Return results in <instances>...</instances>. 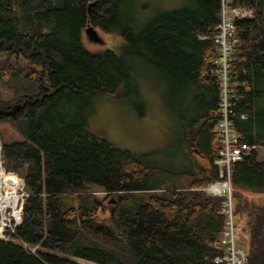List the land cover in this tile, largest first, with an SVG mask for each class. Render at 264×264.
Instances as JSON below:
<instances>
[{
  "label": "trees",
  "instance_id": "1",
  "mask_svg": "<svg viewBox=\"0 0 264 264\" xmlns=\"http://www.w3.org/2000/svg\"><path fill=\"white\" fill-rule=\"evenodd\" d=\"M124 3L0 0V90L12 93L0 98V123L21 137L0 140V161L5 173L23 180L27 195L21 223L0 239V264H215L223 255L221 200L197 190L219 179L213 38L221 0H193L192 8L159 16L138 32L122 21ZM225 4L253 13L236 21L230 75L238 86L230 120L242 143L264 147V0ZM87 23L119 34L123 55L89 51L82 41ZM133 63L164 75L176 95L192 168L188 183L160 178L158 185L152 154L117 148L87 130L97 98L139 92ZM231 186L237 204L242 192H264L257 150L232 165ZM93 188L123 195L114 197L107 217ZM241 211L250 233L247 264H264V209L245 204Z\"/></svg>",
  "mask_w": 264,
  "mask_h": 264
},
{
  "label": "rangeland",
  "instance_id": "2",
  "mask_svg": "<svg viewBox=\"0 0 264 264\" xmlns=\"http://www.w3.org/2000/svg\"><path fill=\"white\" fill-rule=\"evenodd\" d=\"M222 3H224L227 9H237L227 6L225 0H221V5ZM192 5L193 0H125L122 9V21L128 20L133 25L134 30L138 32L157 17L178 10L190 9ZM245 9L250 10L248 8ZM91 26L101 41H90L86 35L85 26L82 33V41L89 51L96 52L108 49L118 56L123 55V40L119 34L106 33L98 27ZM216 35L213 40L218 58L219 47L215 43ZM125 60L128 64L133 62L129 57H126ZM134 63L135 68L132 76L134 82L138 85L139 92L137 94H131L123 100L97 98L94 101L92 114L88 118L87 130L90 133L107 139L117 148L129 150L139 155L152 154L157 164V168L153 171L152 175L158 179V185L161 184L159 181L160 178L172 181V186L178 183H188L191 180L189 174L192 168L190 161H187L185 158L186 148L183 140L182 127L180 125V111L175 106L176 95L173 93L164 75H161L159 72L152 75L150 71L142 70L137 66H143L142 64ZM215 70L218 74L220 84L219 75L224 74V64L217 65L215 63ZM228 72L227 69V75L229 74ZM236 86H238L236 81L231 80L228 75L229 91H234ZM229 95L231 96L232 92ZM11 96L12 93L0 90L1 99L8 100ZM233 131L237 135L235 130ZM216 139H218L217 136ZM0 140L4 144H9L20 141L21 137L14 132L9 123L3 122L0 123ZM255 150L259 152V155H263L261 160L263 159L264 161V149L255 147ZM20 181L21 185L15 192L17 196L15 208H17V211L20 209V197L23 194L21 191L23 189V180L20 179ZM201 188L197 190L200 191ZM2 194L5 195V192L3 191ZM90 194L103 200L105 210L102 209L100 212L103 217L108 216V209L115 204L116 199L114 197L117 195L123 197L121 193L110 194L109 192H104L96 188H93ZM121 197L117 199L120 200ZM241 198L242 201L239 204L233 198L236 207L235 223H237L236 225L240 230V243L242 246H246L249 244L248 217L247 214L242 213L241 209L245 204L250 209L254 207L264 209V193L245 191L241 193ZM219 199L221 201L223 200L222 198ZM5 209L10 210L11 208L6 207ZM77 262L80 264H88L81 261Z\"/></svg>",
  "mask_w": 264,
  "mask_h": 264
},
{
  "label": "built area",
  "instance_id": "3",
  "mask_svg": "<svg viewBox=\"0 0 264 264\" xmlns=\"http://www.w3.org/2000/svg\"><path fill=\"white\" fill-rule=\"evenodd\" d=\"M221 22L216 29L215 43L219 47V56H216V63L224 64V74L219 75L220 78V93L221 99L218 111V121L214 129V134L220 146L217 158L213 164L217 167L219 180L204 183L201 192L211 197L222 198L221 214L224 218L222 229V249L223 255L216 257L215 264H245L247 255L240 243V230L235 223L234 202L231 188V171L232 165L242 161L250 151L255 147H250L242 143L234 133L232 121L230 120L231 109L235 104L236 94L234 91H229L228 75H230L231 60L236 54L238 45V29L236 21H245L253 18L252 10H247L244 7L237 9H227L222 3L220 9ZM228 69V75H227ZM232 92V95L229 94ZM22 191V190H21ZM20 197V209L23 199L27 196L23 191ZM20 209L18 210V218L14 217L15 209H4L3 216L0 213V239H7L8 232H14L16 226L21 222ZM1 223L3 225H1ZM25 246V245H24ZM35 248H29L32 253H36Z\"/></svg>",
  "mask_w": 264,
  "mask_h": 264
},
{
  "label": "bare ground",
  "instance_id": "4",
  "mask_svg": "<svg viewBox=\"0 0 264 264\" xmlns=\"http://www.w3.org/2000/svg\"><path fill=\"white\" fill-rule=\"evenodd\" d=\"M21 185L20 179L13 173H5L0 165V213L3 216L4 209L6 207H10L11 209H15L17 204V196L15 192ZM5 192V195L2 192ZM19 212H14V217L18 218ZM1 225H3L1 223Z\"/></svg>",
  "mask_w": 264,
  "mask_h": 264
},
{
  "label": "water",
  "instance_id": "5",
  "mask_svg": "<svg viewBox=\"0 0 264 264\" xmlns=\"http://www.w3.org/2000/svg\"><path fill=\"white\" fill-rule=\"evenodd\" d=\"M94 3H92L93 6ZM86 35L90 41L94 42H100L101 40L98 38L94 28L90 25V23H87L85 28Z\"/></svg>",
  "mask_w": 264,
  "mask_h": 264
},
{
  "label": "crops",
  "instance_id": "6",
  "mask_svg": "<svg viewBox=\"0 0 264 264\" xmlns=\"http://www.w3.org/2000/svg\"><path fill=\"white\" fill-rule=\"evenodd\" d=\"M259 106H261L260 108H263L264 109V102L260 103ZM260 149H264V147H260ZM263 155H260V159L262 158ZM263 160V159H262ZM185 184V183H184ZM264 193V192H263ZM235 217H236V214H235ZM237 224V223H236ZM249 233V231H248ZM249 243H250V233H249ZM242 246V245H241ZM249 247H250V244H247L246 246H242V248L244 249V251L246 252V255H247V259H248V255H249ZM247 264V260H246V263Z\"/></svg>",
  "mask_w": 264,
  "mask_h": 264
}]
</instances>
